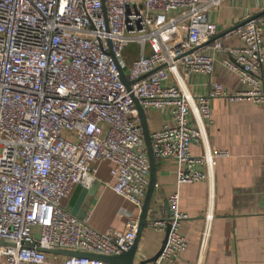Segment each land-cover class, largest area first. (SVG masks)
<instances>
[{"label":"built area","instance_id":"built-area-1","mask_svg":"<svg viewBox=\"0 0 264 264\" xmlns=\"http://www.w3.org/2000/svg\"><path fill=\"white\" fill-rule=\"evenodd\" d=\"M218 3L0 0V264H108L43 249L110 256L130 248L137 217L125 214L123 230L100 232L60 202L75 185L90 188L97 165L109 161L105 185L141 209L150 161L135 99L145 112L166 115L150 132L152 154L177 164L176 185L210 181L228 151L205 147L191 155L190 149L206 142L211 100L264 101V15L235 29L239 46L224 47L210 18ZM130 44L150 48L129 61ZM208 49L228 54L224 67L237 75L241 91L230 95L211 79ZM191 73L210 77L207 94L191 97L180 87ZM167 204L168 215L148 222L156 231L169 228L153 264L178 260L188 248L179 190Z\"/></svg>","mask_w":264,"mask_h":264},{"label":"crops","instance_id":"crops-1","mask_svg":"<svg viewBox=\"0 0 264 264\" xmlns=\"http://www.w3.org/2000/svg\"><path fill=\"white\" fill-rule=\"evenodd\" d=\"M263 6L264 0H219L210 18L217 25L222 45L239 46L235 28L247 19L264 15ZM208 46L209 42L204 49ZM138 48L140 54L150 47L145 44ZM209 52L214 57L211 79L230 95L241 91L237 75L224 67L228 54ZM209 82L210 77L196 73L182 76L179 81L191 97L207 94ZM211 103L206 142L194 143L191 155L202 154L205 147L228 151L229 155L217 159L210 181L179 186L177 164L169 159L156 161L154 191L133 264L154 263L151 259L161 249L165 233L154 230L148 222L169 214L167 199L177 190L179 205L188 215L181 223L188 248L178 260L165 264H264V101L214 97ZM145 113L150 132L162 127L166 115L156 110ZM111 166L109 161L99 163L91 187L75 185L60 202L71 215L87 216L89 226L100 232L110 227L123 230L125 214L138 218L142 209L105 185L111 178Z\"/></svg>","mask_w":264,"mask_h":264},{"label":"water","instance_id":"water-1","mask_svg":"<svg viewBox=\"0 0 264 264\" xmlns=\"http://www.w3.org/2000/svg\"><path fill=\"white\" fill-rule=\"evenodd\" d=\"M244 23V22H243ZM241 23V24H243ZM241 26V25H239ZM238 26V27H239ZM236 29V28H235ZM128 47L133 48V54H135V56H139V48L138 46H136L135 44H130L128 45ZM110 55L111 52H110ZM114 61L117 63L116 59L114 58V56L112 55ZM119 72H120V77H121V81L124 82L125 86L128 89H131L130 86L133 83V81H130L127 79L124 71H122L120 69V67H118ZM145 76V75H144ZM142 76V77H144ZM135 105L137 107V112H138V117L140 119V122L142 124V128H143V135H144V139L146 142V149H147V154L149 156V161H150V179H149V183L147 186V192L146 195L144 197L143 200V204H142V209H141V213L138 217V228H137V232H136V236L133 240V244L130 246L129 249H127V251L119 254V255H110V256H103V255H96V254H89V253H84V252H80V251H69V250H64V249H59V250H48V249H43L44 251H46L47 253H54V254H61V255H68V256H83V257H87L90 259L93 258H97L100 260L105 261L108 264H133L134 262V257H135V253L137 251L138 248V240L140 238L141 232L144 228V223L146 222V217L149 211V205H150V201L153 195V188L156 182V173H155V168H156V160L152 154V146H151V139H150V131H149V127H148V122L146 119V113L144 111V109L142 108V106H140L138 104V101L135 99ZM168 229L166 230L165 234H164V238H163V244L161 246V249L159 250V252L152 257L151 260H156L157 256L160 254V252L162 251V248L164 246V243L166 242V237H167V233H168ZM4 242L0 241V244H3Z\"/></svg>","mask_w":264,"mask_h":264},{"label":"rangeland","instance_id":"rangeland-1","mask_svg":"<svg viewBox=\"0 0 264 264\" xmlns=\"http://www.w3.org/2000/svg\"><path fill=\"white\" fill-rule=\"evenodd\" d=\"M128 52H126L127 55V59L130 61L131 59L135 58V54H133L132 52L130 53L131 55L127 54ZM137 57V56H136Z\"/></svg>","mask_w":264,"mask_h":264}]
</instances>
